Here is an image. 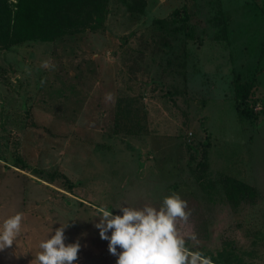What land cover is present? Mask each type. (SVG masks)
I'll return each mask as SVG.
<instances>
[{"label":"rangeland","instance_id":"rangeland-1","mask_svg":"<svg viewBox=\"0 0 264 264\" xmlns=\"http://www.w3.org/2000/svg\"><path fill=\"white\" fill-rule=\"evenodd\" d=\"M71 12L64 34L0 47V226L24 215L0 264H35L69 220L74 264H116L99 210L158 209L172 193L191 212L179 224L197 235L191 250L264 264V0H89ZM235 82L250 86L239 106Z\"/></svg>","mask_w":264,"mask_h":264},{"label":"clouds","instance_id":"clouds-1","mask_svg":"<svg viewBox=\"0 0 264 264\" xmlns=\"http://www.w3.org/2000/svg\"><path fill=\"white\" fill-rule=\"evenodd\" d=\"M43 66L49 67L48 62H43ZM106 99L111 100L112 94H106ZM115 209L121 214L100 209L99 222L94 227L100 238L108 241V252L116 257V264H213L201 251L191 250L199 244L197 235L180 231L179 224L187 223L191 212L179 194L166 196L158 209L150 205L139 209L122 205ZM23 219V213L17 212L3 221L0 251L14 245L21 234ZM69 221L59 224L54 234L39 243L35 264H74L78 259L79 241L65 244ZM188 241L194 242L191 248Z\"/></svg>","mask_w":264,"mask_h":264},{"label":"trees","instance_id":"trees-1","mask_svg":"<svg viewBox=\"0 0 264 264\" xmlns=\"http://www.w3.org/2000/svg\"><path fill=\"white\" fill-rule=\"evenodd\" d=\"M88 1L0 0V47L31 38L59 36L72 30L77 24L76 16L71 12L72 7ZM249 87L246 83L235 82L234 97L238 106L245 101ZM44 99H47V96ZM248 107L245 102L241 112L247 113ZM16 162L22 163L18 158ZM207 257L214 259L211 254Z\"/></svg>","mask_w":264,"mask_h":264}]
</instances>
